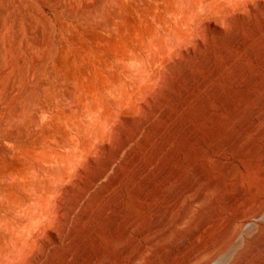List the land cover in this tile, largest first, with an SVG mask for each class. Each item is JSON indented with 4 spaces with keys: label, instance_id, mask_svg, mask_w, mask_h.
I'll return each mask as SVG.
<instances>
[{
    "label": "rangeland",
    "instance_id": "rangeland-1",
    "mask_svg": "<svg viewBox=\"0 0 264 264\" xmlns=\"http://www.w3.org/2000/svg\"><path fill=\"white\" fill-rule=\"evenodd\" d=\"M263 82L264 0H0V260L65 196L20 264H264Z\"/></svg>",
    "mask_w": 264,
    "mask_h": 264
},
{
    "label": "bare ground",
    "instance_id": "bare-ground-1",
    "mask_svg": "<svg viewBox=\"0 0 264 264\" xmlns=\"http://www.w3.org/2000/svg\"><path fill=\"white\" fill-rule=\"evenodd\" d=\"M137 74V73H136ZM264 83V82H263ZM216 88V87H215ZM251 92V91H250ZM247 93V92H246ZM255 93V92H254ZM248 94V93H247ZM250 94V93H249ZM255 95V94H254ZM259 95V94H258ZM223 96V95H222ZM250 97V96H249ZM261 98V97H260ZM248 100V99H247ZM255 102V101H254ZM262 102V101H261ZM251 105V104H250ZM253 105V104H252ZM260 105V103H259ZM242 112V111H241ZM239 113V112H238ZM248 113V112H247ZM246 113V114H247ZM243 114V113H240ZM245 115V114H244ZM239 117V116H238ZM241 119V117H239ZM238 118V119H239ZM247 119V118H246ZM245 120V118H244ZM243 120V121H244ZM214 125V124H213ZM214 127V126H213ZM230 129V128H229ZM221 131V129L219 130ZM225 131V130H224ZM231 131V130H230ZM218 132V131H217ZM216 132V133H217ZM227 132V131H225ZM95 133L97 134V138L100 140H109L115 137V133L112 136L109 132H106L104 130L96 129ZM222 136V135H221ZM233 136V135H232ZM124 137V136H123ZM135 138L138 137V134L134 136ZM131 139L123 138L119 142V144L113 148L111 156H107L104 158L102 165L98 172L93 176V180L98 181L102 179V177L108 176L109 182L111 183H118L119 177L116 175L109 174L110 169L115 165V159L117 157H121V155L124 153V151H128L132 153L131 146ZM44 142L41 143H33L32 145H38L43 146ZM188 144V143H187ZM88 147V145H87ZM195 148V147H194ZM87 149V148H86ZM197 149V148H196ZM92 149H89L88 152H90ZM154 150V149H153ZM201 151V150H200ZM134 157H137L135 154ZM51 160V159H50ZM191 160V159H190ZM80 161L78 153L74 154L68 161V163L65 162V160L61 159H52V162H55V165L57 168H60V172H62V182H67L72 180L73 175V168L78 164ZM96 162V161H95ZM70 165V166H69ZM163 166V165H162ZM85 173H80L78 175V183L83 182ZM143 178V177H142ZM149 178V177H148ZM143 180V179H142ZM151 181V180H150ZM122 183V182H121ZM73 186L75 187L77 185V182H72ZM168 189V188H167ZM117 190V189H116ZM115 190V191H116ZM138 191V190H137ZM117 193V192H116ZM115 193V194H116ZM126 195V194H125ZM135 197V195H134ZM65 196H62L60 198V201L58 204L55 205V208L50 210L43 208L42 211L33 214L30 216V218H26L25 221V228L26 231L21 234V237L17 240V244L15 245L14 249L4 258L0 260V264H20L23 262L28 261V254H33L34 257H43L44 251L46 249L47 243L46 241H50V235L44 234V230L47 227H51L53 229L52 236L55 240V242L60 243L62 241L63 235H62V228L64 224L66 223L69 215V208L67 204L65 203ZM113 199V198H112ZM135 200V199H134ZM140 202V201H139ZM155 204V203H154ZM109 205H111L109 203ZM138 206V205H137ZM148 208V207H147ZM155 212L158 210V207L154 206ZM135 210V209H134ZM133 210V211H134ZM149 211V210H148ZM90 212V211H89ZM71 213V212H70ZM97 213V212H96ZM134 214V213H133ZM133 216V215H132ZM94 218V217H93ZM141 218V217H140ZM158 218V217H157ZM94 221V220H93ZM141 221V220H140ZM143 222V221H142ZM144 223V222H143ZM122 227V226H121ZM237 228V227H236ZM235 228V229H236ZM234 229V230H235ZM105 233V232H104ZM111 233V232H110ZM43 235L44 240L42 243L38 242L35 235ZM95 235V234H94ZM113 235V234H112ZM88 236V235H87ZM77 237V236H76ZM119 238V237H118ZM87 240V239H86ZM101 240V239H100ZM130 242V241H129ZM132 242V241H131ZM136 242V241H135ZM124 243V242H123ZM87 244V243H86ZM133 244V243H132ZM129 245V244H128ZM29 247L28 252L24 256L18 255V252L23 247ZM111 246V245H110ZM130 246V245H129ZM59 247V246H58ZM53 248V247H52ZM57 248V247H56ZM82 248V247H80ZM129 248V247H128ZM59 249V248H58ZM114 249V248H113ZM114 254V253H113ZM138 254V253H137ZM86 255V254H85ZM117 256V255H115ZM66 257V256H65ZM119 257V256H118ZM117 257V258H118ZM68 262V261H66ZM92 262V261H91Z\"/></svg>",
    "mask_w": 264,
    "mask_h": 264
}]
</instances>
